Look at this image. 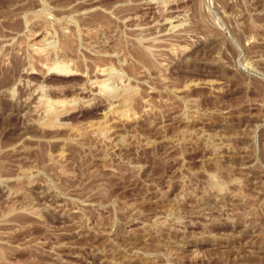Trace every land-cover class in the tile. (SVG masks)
Returning <instances> with one entry per match:
<instances>
[{"label":"rangeland","instance_id":"1","mask_svg":"<svg viewBox=\"0 0 264 264\" xmlns=\"http://www.w3.org/2000/svg\"><path fill=\"white\" fill-rule=\"evenodd\" d=\"M0 264H264V0H0Z\"/></svg>","mask_w":264,"mask_h":264}]
</instances>
